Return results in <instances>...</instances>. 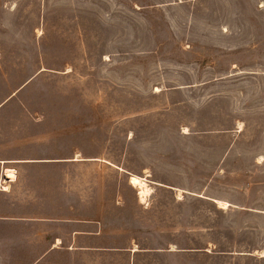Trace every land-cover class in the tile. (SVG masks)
<instances>
[{"label": "rangeland", "instance_id": "1", "mask_svg": "<svg viewBox=\"0 0 264 264\" xmlns=\"http://www.w3.org/2000/svg\"><path fill=\"white\" fill-rule=\"evenodd\" d=\"M0 264H264V0H0Z\"/></svg>", "mask_w": 264, "mask_h": 264}, {"label": "bare ground", "instance_id": "2", "mask_svg": "<svg viewBox=\"0 0 264 264\" xmlns=\"http://www.w3.org/2000/svg\"><path fill=\"white\" fill-rule=\"evenodd\" d=\"M13 172L14 171L12 169H9L6 171V174H12ZM144 181L139 177L138 178L135 176L130 177V183L137 188L138 194L141 200H143L148 195L149 190H150Z\"/></svg>", "mask_w": 264, "mask_h": 264}, {"label": "crops", "instance_id": "3", "mask_svg": "<svg viewBox=\"0 0 264 264\" xmlns=\"http://www.w3.org/2000/svg\"><path fill=\"white\" fill-rule=\"evenodd\" d=\"M59 240V239H58Z\"/></svg>", "mask_w": 264, "mask_h": 264}]
</instances>
